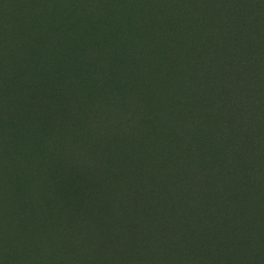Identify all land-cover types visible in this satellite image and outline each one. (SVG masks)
Segmentation results:
<instances>
[{"label":"rangeland","instance_id":"rangeland-1","mask_svg":"<svg viewBox=\"0 0 264 264\" xmlns=\"http://www.w3.org/2000/svg\"><path fill=\"white\" fill-rule=\"evenodd\" d=\"M38 2L42 15L12 42L5 21L0 28V264H261L264 230L244 241L230 219L237 241L224 242L218 227H203L202 200L216 192L195 179L201 164L181 122L194 115L162 121L143 84L100 93L80 54L102 57L106 24L83 3V23L55 13L68 22L61 29L43 15L50 3ZM105 61L112 84L131 81L117 58ZM136 106L143 116L131 115Z\"/></svg>","mask_w":264,"mask_h":264},{"label":"trees","instance_id":"trees-1","mask_svg":"<svg viewBox=\"0 0 264 264\" xmlns=\"http://www.w3.org/2000/svg\"><path fill=\"white\" fill-rule=\"evenodd\" d=\"M44 1L51 6L43 15L61 29L68 22L61 17L54 22L55 13L72 11L77 16L68 19L78 18L82 14L78 7L83 3L95 9L99 20L94 22L106 24L110 37L104 44L112 47V51L103 45L105 52L100 58L104 61L85 49L80 54L100 93L107 95V84L114 87L143 84L153 90L154 102L161 103L156 113L162 121L194 115V121L181 122L188 134V144L196 148L195 160L201 164L195 179L209 190L210 196L213 190L216 192L211 201L202 200L204 213L210 216L203 227H218L221 233L217 239L224 242L237 241L234 228H229L226 222L230 219H238L243 224L240 235L244 241L250 231L262 232L264 0ZM19 2L0 0V28L5 21L10 42L20 32L21 24L27 21L33 25L35 18L42 15L38 13L41 3L33 5V0H27L25 8L14 16L11 11L18 9ZM26 10L31 15L22 13ZM108 57H115L124 65L131 81L110 82L111 66L105 61ZM88 58L90 61L86 64ZM140 110L136 106L131 115L143 116ZM208 133L213 135L211 139ZM207 144L211 146L209 149H205ZM219 146L224 149L219 151ZM214 212L221 221L215 218ZM259 236L264 242V233ZM226 261L231 262L230 258ZM259 261L264 264V247ZM230 264L252 263L240 256Z\"/></svg>","mask_w":264,"mask_h":264}]
</instances>
